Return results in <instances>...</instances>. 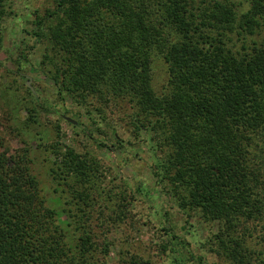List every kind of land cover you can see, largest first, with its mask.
Wrapping results in <instances>:
<instances>
[{"label":"trees","instance_id":"1","mask_svg":"<svg viewBox=\"0 0 264 264\" xmlns=\"http://www.w3.org/2000/svg\"><path fill=\"white\" fill-rule=\"evenodd\" d=\"M52 2L26 33L43 45L40 67L56 94L82 105L103 86L130 100L163 144L155 182L179 208L214 221L217 247L243 262L245 235L264 212V0ZM155 51L168 74L161 94L150 83ZM1 146L0 136V264H92L89 235L70 233L56 213L87 205L91 192L78 185L92 166L70 146L55 152L53 179L69 192L46 195L28 149Z\"/></svg>","mask_w":264,"mask_h":264},{"label":"rangeland","instance_id":"2","mask_svg":"<svg viewBox=\"0 0 264 264\" xmlns=\"http://www.w3.org/2000/svg\"><path fill=\"white\" fill-rule=\"evenodd\" d=\"M52 4V0H7L4 5L0 19L1 148L8 152L28 149L46 195L69 192L67 185H57L53 179L51 168L58 172L60 164L55 152L70 146L92 166L93 175L78 185L91 192L87 205L78 201L82 209L71 208L72 216L56 209L59 219L71 222L70 233L89 235L92 264H264L263 242L257 237L264 212L255 221L254 231L245 235L240 249L244 263L229 257L217 247L216 223L179 208L155 182L152 170L163 154V144L138 123L140 119L145 124L147 118L135 114L130 100L110 94L103 86L99 95L87 97L82 105L56 94L48 73L40 67L43 45L26 33L35 14L42 15ZM176 36L171 31L169 40ZM167 76L162 53L155 51L150 83L156 93L167 89Z\"/></svg>","mask_w":264,"mask_h":264}]
</instances>
